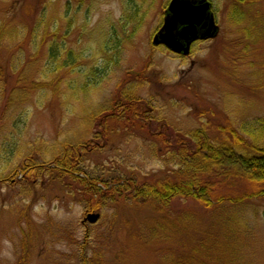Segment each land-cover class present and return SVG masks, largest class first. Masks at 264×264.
Instances as JSON below:
<instances>
[{
  "label": "rangeland",
  "instance_id": "rangeland-1",
  "mask_svg": "<svg viewBox=\"0 0 264 264\" xmlns=\"http://www.w3.org/2000/svg\"><path fill=\"white\" fill-rule=\"evenodd\" d=\"M171 1L0 0V264H171L209 231L211 264H264V197L229 212L179 198L166 214L116 194L83 224L79 182L50 172L76 153L80 179L151 183L174 177L164 153L192 132L251 141L246 126L264 122V4L211 0L220 35L179 57L153 45ZM228 181L220 192L252 188Z\"/></svg>",
  "mask_w": 264,
  "mask_h": 264
},
{
  "label": "trees",
  "instance_id": "trees-1",
  "mask_svg": "<svg viewBox=\"0 0 264 264\" xmlns=\"http://www.w3.org/2000/svg\"><path fill=\"white\" fill-rule=\"evenodd\" d=\"M236 1L241 5L264 4V0ZM246 15L243 9L236 13L237 18L247 17ZM258 19L264 21V12ZM258 22L254 20L248 23V26H251L245 30V36L249 35L254 27L257 29ZM59 54L58 46L52 44L51 58L56 60ZM15 101L11 102L15 103ZM246 129L250 142L231 127H222V136L213 141L209 140L204 129L192 132L189 142L176 141V146L169 147L174 151L171 152L168 148L164 156L168 158L172 156L170 161L178 163L179 169L173 171V178L167 177L151 183L138 182L134 179L119 180L114 186L103 185L104 188L102 184L99 185L89 179L88 181L87 178L80 179L76 176L77 167L80 165V157H77L76 153L72 155L73 157H62L54 162L57 169H52L50 172L57 173L59 179H73L79 182L78 185L82 190L80 192L87 200L85 202L89 204V212H100L104 203L115 198L116 194L118 197L127 195L125 200L129 198L140 208L152 209L158 213H171L172 203L179 198L196 201L208 210L226 209V206L228 207L226 212L233 209L240 210L248 202L264 197V122L260 119L256 120L246 126ZM75 150L80 151V148ZM231 158L240 160L242 166L238 165V162L235 166L232 165ZM232 174L242 177L252 188L237 196L220 192L222 186H228L227 182ZM237 217L230 216L233 219H238ZM211 233L212 231L200 233L197 239V242L201 243L200 250L195 251V243L191 254L186 257H174L171 264H211V257L205 255L203 251L206 246L217 245L220 241L217 236L214 238V232Z\"/></svg>",
  "mask_w": 264,
  "mask_h": 264
},
{
  "label": "water",
  "instance_id": "water-1",
  "mask_svg": "<svg viewBox=\"0 0 264 264\" xmlns=\"http://www.w3.org/2000/svg\"><path fill=\"white\" fill-rule=\"evenodd\" d=\"M219 31L208 0H172L153 43L177 55L189 56L195 42L215 39ZM100 218L99 213L88 214L82 223L96 224Z\"/></svg>",
  "mask_w": 264,
  "mask_h": 264
}]
</instances>
